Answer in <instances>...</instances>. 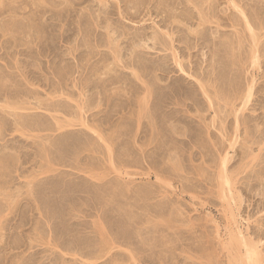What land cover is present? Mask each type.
I'll use <instances>...</instances> for the list:
<instances>
[{"label":"rangeland","instance_id":"rangeland-1","mask_svg":"<svg viewBox=\"0 0 264 264\" xmlns=\"http://www.w3.org/2000/svg\"><path fill=\"white\" fill-rule=\"evenodd\" d=\"M263 28L264 0H0V264H246L237 227L264 264Z\"/></svg>","mask_w":264,"mask_h":264},{"label":"bare ground","instance_id":"bare-ground-1","mask_svg":"<svg viewBox=\"0 0 264 264\" xmlns=\"http://www.w3.org/2000/svg\"><path fill=\"white\" fill-rule=\"evenodd\" d=\"M203 2V1H202ZM204 2H205V0H204ZM231 2V1H230ZM233 3V2H232ZM231 3V4H232ZM237 4V3H236ZM234 5V4H233ZM236 6H238V4L236 5ZM241 9H242V7H240ZM256 8V7H255ZM256 10V9H255ZM242 11H244L245 12V9H242ZM244 14V13H243ZM245 14H246V12H245ZM243 16H246V15H243ZM248 16H246V18H247ZM249 20V23H248V27H249V29L248 30H250L251 31V33L253 32V37H254V43H252V44H254V46H252L253 47V49H252V56H253V59H251L252 61H253V65H254V69L256 68V66L257 65H260V64H258L260 61H259V56L260 55H258V51H257V49H259V48H257V45H260L259 43H257V37L259 38V36H258V34H256L254 31H253V25L251 24V22H253V21H250V19H248ZM260 22V21H259ZM261 22H262V20H261ZM254 23V22H253ZM258 23L256 22V25H257ZM261 24H263V23H261ZM263 26V25H262ZM258 27V26H257ZM255 28V27H254ZM260 28V27H259ZM219 29V28H218ZM218 29H217V31H218ZM264 29V28H263ZM249 31V32H250ZM235 34V33H234ZM257 35V36H256ZM260 35V34H259ZM251 37H252V35H251ZM236 39V38H235ZM260 39V38H259ZM174 40V39H173ZM241 40V39H240ZM239 40V41H240ZM261 40V39H260ZM251 41H253V40H251ZM171 42H172V40H171ZM260 42V41H259ZM173 43V42H172ZM261 43V42H260ZM232 44H234L233 42H232ZM236 44V43H235ZM234 44V45H235ZM239 44V43H238ZM237 44V45H238ZM175 45V44H174ZM174 45L172 46V48L174 47ZM242 45V44H241ZM251 45V44H250ZM171 46V45H170ZM240 46V45H239ZM242 46H244V45H242ZM235 46H233V48H234ZM237 47V46H236ZM259 47V46H258ZM170 48V47H169ZM232 48V49H233ZM175 49V48H174ZM235 49V48H234ZM237 49V48H236ZM176 52V51H175ZM240 52V51H239ZM177 55V54H176ZM251 56V57H252ZM177 58V57H176ZM179 58V57H178ZM239 59V58H238ZM239 61H242V60H240L239 59ZM180 62V58H179V60H178V64H180L179 63ZM180 66H182V64L180 65ZM241 66V65H240ZM242 67V66H241ZM259 67V66H258ZM258 67H257V69H258ZM181 69H183V68H181ZM255 75H257V74H255ZM252 77H254L255 78V76H252ZM254 78H252L251 80H253V81H255V79ZM250 79V78H249ZM253 81H251V84L253 85L254 83H252ZM249 83V82H248ZM247 83V84H248ZM247 86V85H246ZM255 86V85H254ZM253 86V87H254ZM249 88H247L248 89V91H247V93L245 94V95H247L246 96V99H245V97H244V99H245V104L247 103V101H249L250 102V99H251V95L253 94L252 93V89H253V87L251 86V85H249L248 86ZM242 96H244V95H242ZM212 97V96H211ZM213 98V97H212ZM217 98V97H216ZM240 98H242V97H240ZM208 99H210V98H208ZM213 100V99H212ZM243 100V99H242ZM211 105H213V104H211ZM248 105V104H247ZM246 105V106H247ZM246 106H243V108L244 107H246ZM238 110V109H237ZM143 115V114H142ZM214 119H215V117H214ZM239 138V137H238ZM236 140H237V137H236ZM234 141V140H233ZM232 142V141H231ZM237 142H234V145L236 144ZM233 145V146H234ZM227 154V153H226ZM229 156V155H228ZM229 157H227L226 155L222 158V161H221V168H220V170H219V177L222 179V182H223V185H222V187H223V190H225L226 192H229V195H231V196H233V199H236L237 197L235 196V195H237V194H239V193H237L236 191V186L234 185V184H232V180H231V178H230V176H229V173L227 172V160H229L228 159ZM236 190V191H235ZM225 191H224V193H222L223 194V196H224V198H226L227 197V193L225 194ZM240 195V194H239ZM238 195V196H239ZM237 199H240V198H237ZM239 201V200H238ZM238 203H240L241 204V199H240V202H238ZM238 228H240V227H237L236 229H232L231 231H230V235H229V238L227 239V241L225 242V246H226V248H229L230 249V251L231 250H234V251H236V249H238V250H241L242 252L239 254V255H242L243 257H245V258H243V257H241V258H243V259H245L248 263H246V264H261L262 262H261V258H262V256H261V252H260V249H259V247H258V245L256 244V242L257 241H254V240H252L249 236L247 237L246 235H244L243 233H242V231L241 230H237ZM102 230V229H101ZM103 231H104V229H103ZM102 231V232H103ZM105 233H107V232H105ZM103 236H104V234H103ZM108 239V238H107ZM105 240V239H104ZM104 243H106V240H105V242ZM232 252V251H231ZM239 252V251H238ZM236 254H237V252H236ZM132 256H133V254H132ZM237 256H238V254H237ZM134 257V256H133ZM132 257V258H133ZM239 257V256H238ZM239 257V258H240ZM135 258H136V256H135ZM242 259V260H243ZM136 261V260H135ZM244 262V261H243Z\"/></svg>","mask_w":264,"mask_h":264}]
</instances>
